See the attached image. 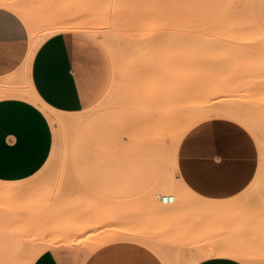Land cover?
Segmentation results:
<instances>
[{"label":"rangeland","instance_id":"obj_1","mask_svg":"<svg viewBox=\"0 0 264 264\" xmlns=\"http://www.w3.org/2000/svg\"><path fill=\"white\" fill-rule=\"evenodd\" d=\"M0 1L22 16L33 44L56 33L66 36L84 98L76 112L41 104L52 128V149L21 186L0 182V237L16 235L20 247L34 250L56 237L62 245L91 252L119 236L125 219L130 234L144 231L157 245L172 243L168 235L186 222L178 214L191 212V195L175 172L173 150L179 143L170 136L158 148L135 147L126 119L137 107L124 105L130 101L174 104L176 118L183 119L216 106L248 114L254 130L211 116L187 131L208 119L234 123L254 141L264 180V0H224L198 24L171 21L153 0ZM53 25L58 27L48 32ZM3 81L0 97L40 102L28 86ZM162 195H174V201L161 202Z\"/></svg>","mask_w":264,"mask_h":264},{"label":"crops","instance_id":"obj_2","mask_svg":"<svg viewBox=\"0 0 264 264\" xmlns=\"http://www.w3.org/2000/svg\"><path fill=\"white\" fill-rule=\"evenodd\" d=\"M153 1L171 21L198 24L208 21L224 0H205L204 5ZM30 39L22 16L0 4V81L8 79L15 88L32 86L40 101L0 97V182L20 186L43 167L52 149V128L41 104L61 112L84 105L66 36L56 33L36 45ZM258 171V149L245 131L227 120L201 121L178 145L175 172L191 195V212L178 214L186 222L168 235L172 243L157 245L144 231L130 234L128 220L122 219L119 236L91 252L53 237L42 241L31 264H261L264 180ZM57 230L54 225L52 232Z\"/></svg>","mask_w":264,"mask_h":264},{"label":"bare ground","instance_id":"obj_3","mask_svg":"<svg viewBox=\"0 0 264 264\" xmlns=\"http://www.w3.org/2000/svg\"><path fill=\"white\" fill-rule=\"evenodd\" d=\"M0 3H2V1H0ZM57 27H58L57 25L50 26L48 29V32L56 30ZM30 36H31V39L33 40L34 38L33 34ZM103 41L108 47L112 45V43H110V41L105 38L103 39ZM31 50L29 51V53H31ZM28 56L30 55L28 54ZM3 85H5V82L4 81L0 82V89H1V86ZM126 91L129 93L130 99L131 97L133 98V95L130 94L131 92L128 90ZM33 92L31 90L29 91V93L31 94V97L39 100V98H37L38 96L35 95ZM132 102H133V99H132ZM120 103L122 102H119V104ZM136 103L137 101L135 102V105H134L130 101L127 103L129 105H127L126 103L124 105H126L127 107L130 106L128 108H134V106H136L137 107L136 109L139 110V111L133 110L134 112L130 110V112H132L131 113L132 115L130 116V119L127 117L126 120L128 121L130 120V123L127 122L129 123L128 131L132 133L133 140H136L135 147H137L138 149H142V150L158 148L162 143H164L167 140V137H170V136L173 140V143L178 144L181 138L183 137V135L186 133L191 123L198 121L200 119H203V118L211 117V116L233 119L234 121L241 123L247 129H250V130L255 129V126H254L255 124L248 114L240 112L234 108H230V106L228 107L226 106V108H221V107L216 106V108L214 109L207 110V111L204 110L201 113H197L195 115H191L187 119H183V118H176L177 106L175 107L174 104H171V103H168V104L160 103L161 105L156 104L152 101L151 98L150 99L147 98L145 100L142 99V100H139L137 104ZM123 111L121 112L117 111L118 113H120L121 117L125 114ZM121 117H119V119ZM124 119L125 118H123V121ZM111 123H116V122L111 121ZM120 126H121V123H120ZM173 148H175V146H173L172 144V149ZM173 154L176 159V154H177L176 149L173 150ZM150 193H151V190H150ZM171 196L175 198L174 195H171ZM146 197H149V196H146ZM38 253H39V249H35V250L34 249H24L20 247V240L16 237V235H11V237H8V236L0 237V264H31L34 258L38 255Z\"/></svg>","mask_w":264,"mask_h":264},{"label":"built area","instance_id":"obj_4","mask_svg":"<svg viewBox=\"0 0 264 264\" xmlns=\"http://www.w3.org/2000/svg\"><path fill=\"white\" fill-rule=\"evenodd\" d=\"M160 200H161V202H164V203H166V202L171 203V202H173L174 198L171 195H162V196H160Z\"/></svg>","mask_w":264,"mask_h":264},{"label":"snow or ice","instance_id":"obj_5","mask_svg":"<svg viewBox=\"0 0 264 264\" xmlns=\"http://www.w3.org/2000/svg\"><path fill=\"white\" fill-rule=\"evenodd\" d=\"M261 264H264V259L261 260Z\"/></svg>","mask_w":264,"mask_h":264}]
</instances>
